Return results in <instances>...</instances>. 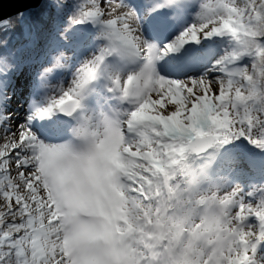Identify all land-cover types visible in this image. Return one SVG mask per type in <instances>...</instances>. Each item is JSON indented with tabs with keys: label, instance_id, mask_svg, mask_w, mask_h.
<instances>
[{
	"label": "rangeland",
	"instance_id": "obj_1",
	"mask_svg": "<svg viewBox=\"0 0 264 264\" xmlns=\"http://www.w3.org/2000/svg\"><path fill=\"white\" fill-rule=\"evenodd\" d=\"M116 1L83 2L84 16L76 26L64 22L56 30L59 39L41 59L46 70L55 75L67 65L66 74L78 70L76 85L93 91L89 106L98 107L102 91L110 92L115 76L134 62L139 31L131 27H148L144 17L132 18L116 10L112 5ZM207 1L218 9L208 23L178 24L175 45L157 53L156 67L165 78L158 89L131 110L104 108L113 126L127 116L128 120L139 119L138 137L128 133L114 142L101 138L80 162L66 164L62 158L70 144L55 147L49 145L52 140L38 142L23 124L13 125L15 134L8 136L10 117L6 114L15 105V89L22 83L19 74L11 77L5 98H0V169L5 178L0 188L15 195L10 202H0V219H8L11 212L22 218L26 206L32 212L37 210L48 230L49 252L46 258L39 243H28L38 264H264V245L257 247L264 242V171L251 163L256 154L241 151L237 144L240 136L255 132L256 120L218 131L212 118L218 112L234 113L235 95L244 82L236 70L249 65L245 58L248 45L239 40L240 21L250 14L253 0ZM219 27L223 34L213 47L219 50V57L211 68V75L219 78L212 84L205 80L210 71L197 74L201 65L195 74L183 72L180 78L163 62L176 50L191 52L192 47L202 46ZM83 42L91 49L82 55L78 50ZM21 48H27L25 56L31 55V47ZM200 54L212 57L210 50ZM199 56L195 51L197 64L189 63L198 65ZM75 61L78 64L71 69ZM120 62L119 71L114 66ZM132 86L139 89L135 83ZM33 91L36 97L40 95L38 86L32 87ZM30 94L26 93L22 110L29 107L36 114H45L49 124L61 119L58 105L68 99L79 100L60 95L49 104L40 96L32 100ZM128 95L127 88L123 89L122 100ZM22 114L16 112L14 117ZM50 130L57 129L52 126ZM196 132H204L201 137L214 136L210 149L199 155L187 148ZM75 133L76 138L83 137V126ZM197 145L200 149L202 143ZM22 147H28V158L15 161V153ZM175 152L177 159L173 158ZM241 155L246 163L238 161ZM109 164L113 169L106 177L101 168ZM159 221L168 225L164 240L144 233ZM35 228L36 224H30L25 230ZM16 255L18 264H25L22 249L17 248Z\"/></svg>",
	"mask_w": 264,
	"mask_h": 264
},
{
	"label": "bare ground",
	"instance_id": "obj_2",
	"mask_svg": "<svg viewBox=\"0 0 264 264\" xmlns=\"http://www.w3.org/2000/svg\"><path fill=\"white\" fill-rule=\"evenodd\" d=\"M112 5L116 10L127 12L132 18H135L136 15H139L141 18L144 17L145 20L143 22L148 24L146 29L138 30V27H131L135 32L139 31V33L135 34L134 62L129 65L126 71H120V66L123 62L114 66L116 70L120 71L119 75L115 76L110 92L102 91L98 107H96L89 106L91 98L90 92L93 91L87 86L76 85L75 75L78 70H75L72 74H66L67 67H69L67 65L64 67V70H61L59 75H55L54 72L46 70V67L41 64V60H27L24 65L25 68L18 75V79L21 80L22 83L20 82L21 86L15 89L17 95V99L14 103L15 105H12L11 109L6 114L8 118L10 117V122H8V136L15 134L12 127L13 125L19 127L23 124L38 142H41L43 139L46 143H49L48 139L52 136V133L62 132L67 127L77 132V129L83 126L84 135H82L83 137L80 136L81 141H78L79 138L75 136L72 137V144L73 141L77 140L78 142L75 146L71 144L69 149L64 153L62 159L66 164L77 163L84 160L87 152L93 148L96 145L95 143L101 138H109L114 142L117 138H124L125 134L128 133L132 135V137H138L136 132L138 128L141 127V121L139 119L133 118L128 120L127 116L125 120H117L116 125L113 126L103 109V105H108L107 107L111 109L116 107H119V109L129 107L128 110H131L132 107H136L142 98L149 94L150 91L157 90L161 83L165 81V78L159 75V70L156 67L157 59L155 57H157V53L160 52V50L169 49L175 45L176 38L174 37V32H176V28L179 25L182 27L184 24L193 22L206 25L210 16L215 15L218 11L216 7L208 4L207 0H118L113 2ZM222 34L223 28L219 27L215 33L209 34L207 41L203 42L202 46L201 44L195 46L192 52L183 51L182 49L176 50V52L170 53L173 55H171L169 60L164 59L163 62L173 67L172 71H176V75L178 74L180 78H182L183 72L191 75L195 74V68L201 65V70H198L197 74L202 71H210L205 77V80L212 84L213 81L219 78L218 75H211L213 71L211 68L215 67L216 64L215 59L219 57V50H213V47L215 43L217 44L218 41H220ZM80 49L81 50L78 51H82L83 55L88 53L91 48L87 47L86 43L83 42L80 45ZM204 50H210L212 57L209 58L207 56L204 58V55L202 56V54H200ZM195 51L200 55L198 57V65L189 63L196 61L197 64V59L193 60V53H195ZM68 56H70V54ZM176 57L181 58V62L174 61L173 58L176 60ZM203 61L206 63H203ZM39 64H41V66H39L38 69H34V66ZM77 64L78 62L75 61L71 69H74ZM132 69L135 70L134 73L129 71ZM44 75H48V77L51 78L45 80ZM187 78L186 76L183 77L184 81L187 80ZM52 80H54L56 84ZM133 83L137 84L139 89H135L132 86ZM36 86L39 87L40 91V95L37 97L35 91L31 92V88L33 87L35 89ZM97 86L98 84H96V87ZM125 88H127L129 95L125 100H122L124 98L122 96V91ZM28 91L29 94L31 93L30 96L32 100L40 96L44 98L45 103L49 104L53 103L60 95L76 97L79 99L78 108L76 113L71 117L64 120L58 119L49 124L45 114H36L29 107L22 110L21 103L27 99L26 93ZM113 96L115 98L110 99ZM104 100L107 101L102 105L101 103ZM19 111L23 114L14 117V113ZM127 113L129 114V111H127ZM52 126L57 130L48 131V128ZM3 138L4 136L1 140L4 141ZM49 145L58 146L56 143H49ZM28 154V147L18 148L17 153H15V161H19L23 157L28 158ZM111 169H113L112 164L102 166L101 168L102 173L106 177L109 176ZM263 245L264 242H261L257 247L261 248Z\"/></svg>",
	"mask_w": 264,
	"mask_h": 264
},
{
	"label": "trees",
	"instance_id": "obj_3",
	"mask_svg": "<svg viewBox=\"0 0 264 264\" xmlns=\"http://www.w3.org/2000/svg\"><path fill=\"white\" fill-rule=\"evenodd\" d=\"M84 1L87 0H42L38 7L0 21V98H5L11 76L28 60L25 56L27 48L20 49V45L30 46L34 59L44 56L51 48L53 40L57 39L56 30L60 29L64 22L69 26H75L76 21L84 16L82 12ZM250 7V14L240 21L238 33L239 40L248 45L245 58L249 59V65L240 71V78L244 82L235 95L234 113L218 112L212 118L215 130L218 131L228 130L235 123L242 125L256 120L255 132H247L246 135L240 136L237 144L245 153L254 152L256 160L251 163L264 171V0H253ZM238 57L243 58L240 55ZM258 111L260 118L257 117ZM202 134L204 132H196L194 136ZM177 155L178 152H175L173 158L177 159ZM3 175L1 168L0 182L5 179ZM14 195L12 191L0 188V202H10ZM27 207L22 218L21 215H14V212H11L8 219L7 217L0 219V264H18L17 248L22 249L25 264H38L35 251L29 248L30 241L40 244L44 257L47 258L49 255L48 230L43 226L44 222L40 220L37 210L32 212L29 210L31 207ZM30 224H36L35 231L25 230ZM144 233L154 239L164 240L168 234V225L163 221L155 222L150 228L145 229Z\"/></svg>",
	"mask_w": 264,
	"mask_h": 264
},
{
	"label": "water",
	"instance_id": "obj_4",
	"mask_svg": "<svg viewBox=\"0 0 264 264\" xmlns=\"http://www.w3.org/2000/svg\"><path fill=\"white\" fill-rule=\"evenodd\" d=\"M42 0H0V21L7 19L15 14L23 12L30 8H36L40 5ZM78 106V101L70 99L58 106V111L62 117H68L75 113ZM68 108L67 110H65ZM214 136L207 135L203 137L192 138L189 142L188 148L194 154H202L206 152L212 145ZM198 143H202L198 149Z\"/></svg>",
	"mask_w": 264,
	"mask_h": 264
}]
</instances>
